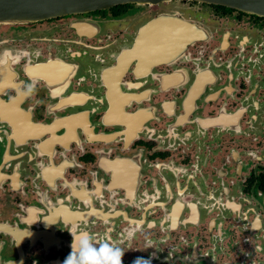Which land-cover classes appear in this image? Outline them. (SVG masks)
<instances>
[{
  "label": "flooded vegetation",
  "instance_id": "1",
  "mask_svg": "<svg viewBox=\"0 0 264 264\" xmlns=\"http://www.w3.org/2000/svg\"><path fill=\"white\" fill-rule=\"evenodd\" d=\"M80 231L123 264H264V17L173 0L0 24V264H63Z\"/></svg>",
  "mask_w": 264,
  "mask_h": 264
},
{
  "label": "water",
  "instance_id": "2",
  "mask_svg": "<svg viewBox=\"0 0 264 264\" xmlns=\"http://www.w3.org/2000/svg\"><path fill=\"white\" fill-rule=\"evenodd\" d=\"M173 0H0V24H27L108 9L123 4H159ZM264 17V0H197Z\"/></svg>",
  "mask_w": 264,
  "mask_h": 264
},
{
  "label": "clouds",
  "instance_id": "3",
  "mask_svg": "<svg viewBox=\"0 0 264 264\" xmlns=\"http://www.w3.org/2000/svg\"><path fill=\"white\" fill-rule=\"evenodd\" d=\"M32 91V86H29ZM71 251L64 259L63 264H123L125 251L106 236L103 241L94 240L87 231L73 233ZM133 234L129 233L126 240L130 241ZM99 244V247L96 245ZM150 247V245H149ZM257 251H260L257 248ZM132 264H152L151 257H136Z\"/></svg>",
  "mask_w": 264,
  "mask_h": 264
}]
</instances>
